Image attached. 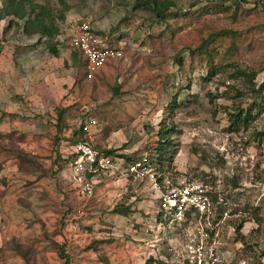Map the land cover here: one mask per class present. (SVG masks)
Wrapping results in <instances>:
<instances>
[{"label":"rangeland","instance_id":"rangeland-1","mask_svg":"<svg viewBox=\"0 0 264 264\" xmlns=\"http://www.w3.org/2000/svg\"><path fill=\"white\" fill-rule=\"evenodd\" d=\"M35 1L60 8L59 0ZM169 1L174 15L159 24L147 11L132 10L134 0H65V20L57 21L65 41L72 26L88 22L124 54L114 80L101 82L97 76L84 83L81 100L67 108L63 102L74 70L83 72L80 55L64 41L54 57L45 38L22 33V22L8 27L10 19L0 21V114L9 110L16 128L31 120L33 133L50 147L53 138L62 139L55 145L62 156L72 152V132L91 116L97 120L94 147L115 151L89 197L76 196L69 163L62 177L46 174L45 187L30 183L41 180L37 174L4 171L7 182H21L23 197L48 192L44 205L37 199L30 205L38 216L51 213L34 220L36 230H19L30 206L16 204V189L11 190L13 198L1 208L15 230L0 214V264H63L55 245L64 247L70 264H103V257L110 264H144L150 257L179 264L199 226L214 239L217 264H264V89L252 91L264 82V0ZM221 33L207 46L215 66L209 75L207 59L196 51L202 40ZM237 70L254 71L253 83ZM173 98L177 105L171 109ZM238 109L247 111V122L231 131L229 113ZM160 124L172 131L165 161L158 169L149 166L154 179L126 173L122 156L149 160L160 154ZM38 152L49 170L50 161ZM187 184L205 186L209 211L201 220L192 214L159 221L160 196ZM122 203L135 212L126 218L112 214ZM242 221L243 228L235 230ZM34 238L47 245L29 262L11 250L12 239L23 246Z\"/></svg>","mask_w":264,"mask_h":264},{"label":"trees","instance_id":"trees-1","mask_svg":"<svg viewBox=\"0 0 264 264\" xmlns=\"http://www.w3.org/2000/svg\"><path fill=\"white\" fill-rule=\"evenodd\" d=\"M59 9H52L50 6H48L45 3H37L35 0H0V21H4L6 19H10L7 21V26H15L18 27V24L16 21L22 22L21 30L22 33L27 36H34L37 35L39 38H45L47 41V47L49 50V53L57 57L58 56V45L60 44L58 37L61 34L62 30L61 27L58 25L57 21L63 22L65 20L66 12L69 9L68 5H66L65 0H59ZM192 7V6H191ZM175 4L169 0H134V6L132 10L135 9H143L147 11L150 16L152 17L153 21L155 23L164 24L168 19H170L171 16L174 14L170 13L171 9H174ZM99 34V33H97ZM101 35V34H99ZM223 33L221 34H214L213 36H209L205 40L201 41V44L197 48V53L200 56H204L207 59L208 63V69H209V75L210 70L212 72L215 71V66L213 65V59L210 54V50L207 48L208 45L212 44L214 41V38L216 37H222ZM103 36V34H102ZM117 49V48H116ZM72 52H77L80 56V52L77 50H73ZM193 53V52H192ZM181 64V61L177 60ZM85 64V61H84ZM239 76L245 77L249 83H253L255 79V72L250 71L247 72L245 70H237L236 72ZM85 77V74H84ZM259 89H264V82L260 84L259 88L256 90L253 88V92L259 93ZM176 98H173L172 104L170 108L176 107ZM242 109L234 110L233 112L229 113V124H230V130L231 131H238L239 128L242 125H245L247 122V114L246 112H242ZM63 112L59 111L57 113V126L58 124L61 125L63 122ZM94 118V117H93ZM83 125L84 120L80 122L78 125V129H76L74 132H72V138L71 141V149L72 152H70L66 158H62V155L58 154V160L53 164V168H49V170H45L42 165L37 161V158L32 156L31 154L20 150L17 148L11 149L10 157L16 158L18 161V170L19 172H27L28 174L38 175L37 179H41L46 174L51 175V177H55L58 173V171L61 170L62 167H65L66 163H71L74 158L76 157V154L74 153V147L78 142L86 141L85 133L83 131ZM159 130L157 132L158 135V143L159 148H157L158 153H160L157 157L149 158L148 162L151 166L156 167L158 169V164H162L165 161V155L163 154L166 149L169 148V140H168V134L169 131L164 125L160 124ZM58 131H60L61 126L58 127ZM149 131L151 129H148ZM0 151H6L5 146L3 145L2 141L3 138L0 137ZM22 137L20 139H17L16 141H22ZM53 146L59 145L62 139H58L57 137L53 138ZM95 149L98 151V153L105 158H111L115 155L114 150H104V148H101L100 146L95 147ZM59 158H61L63 161L59 163ZM125 159V169H128L127 167L131 165L133 162L137 161L135 158H129V157H123ZM54 166L56 167V170H54ZM2 169V165L0 164V171ZM49 172V173H48ZM41 173V174H40ZM90 177V175H89ZM130 213V205L121 204L119 206L114 207L112 214L118 215V216H127ZM158 220L161 221L162 214L158 215ZM245 221H242L240 224L236 226L237 231H240L243 228V224ZM11 250L15 253V255L22 257V259L31 260L35 254L36 249L32 245H23L19 243L18 239H12ZM94 244H97L98 242H93ZM54 244V243H52ZM93 244V245H94ZM55 247L58 250L59 258L62 259L63 264H70V259L68 255L65 252L64 247L55 245ZM91 248V247H90ZM25 257V258H24ZM158 261V262H157ZM103 264H110L109 260L105 257H103V261H101ZM144 264H162V261H159L154 258H148Z\"/></svg>","mask_w":264,"mask_h":264},{"label":"built area","instance_id":"built-area-1","mask_svg":"<svg viewBox=\"0 0 264 264\" xmlns=\"http://www.w3.org/2000/svg\"><path fill=\"white\" fill-rule=\"evenodd\" d=\"M68 34L66 41L59 35L60 43L65 41L70 50L80 52L85 60V79L92 80L97 73L109 62L124 57L122 51L116 49L108 38L93 31L88 22H80L75 25ZM59 49V45H58ZM95 118L88 116L84 120L83 131L86 141L78 142L74 147L76 157L70 163V176L75 192L82 197L92 194L93 183L104 169L110 166V159L102 157L93 144V129L96 127ZM149 162L145 157L133 162L126 173L138 178L149 176ZM90 175V177H89ZM160 213L162 220L171 218L182 220L184 216L195 215L199 219L209 211L210 201L205 186L187 184L178 186L160 196ZM194 216V217H195ZM210 231L203 230L200 226L191 234L190 242L179 264H217L215 255L216 245L214 239H210Z\"/></svg>","mask_w":264,"mask_h":264},{"label":"crops","instance_id":"crops-1","mask_svg":"<svg viewBox=\"0 0 264 264\" xmlns=\"http://www.w3.org/2000/svg\"><path fill=\"white\" fill-rule=\"evenodd\" d=\"M74 26H72L71 28L73 29ZM95 33H97V32H95ZM110 41L112 42V40H110ZM80 58H81L82 64H83V68H82L83 72L81 74L80 71L78 72V69L74 70V71H76L75 72V76L73 77V80L71 82H69V86L67 88L68 95L66 96L65 102H63V104H64L63 107L64 108H67V107H69V106H71V105H73V104H75V103H77V102H79L81 100L79 94H80L81 91L84 90V83L90 82V81L96 79L97 76H98L97 79L99 81H101V82L107 81L109 79L110 80H114L116 78V76H117V73L119 74V69L117 67V61L118 60H114V61H109L97 73V75L94 77V79L86 80L85 77H84V74H85L84 61L85 60L82 58V56H80ZM70 63H71L70 59H68V67L73 68L70 65ZM119 86H121V85H119ZM122 91H123V89H122ZM7 95H9V94L7 93ZM64 95H66V93ZM9 113H10L9 110H4V112L2 114H0V137L3 138L2 143L5 146L6 151H7V152L0 151V164L2 165V169L0 171V174H1L0 175V214H1V219L3 218L5 220L6 219V215H7V211L5 210V213H4V210H2L1 207H4L5 203L8 204L10 202L11 197L13 198V196H12L10 191L16 189V191H15V193H16L15 197L16 198L14 197L15 201H17L16 204H19L20 206L23 205L24 208L30 206V208L24 214V217H23V220H22L23 224H22V227L19 228V230H36V226L32 225V223L35 222L34 220L35 219L36 220H39V219L41 220V219H43V218H41L42 214L49 215L51 212L48 211V210H45V212L44 211L40 212V214L38 216V213L36 214V212H35L36 210L30 204L34 203V200L37 199V201L39 200L42 203V205H44L45 200H46V198H44V195H45V193L48 195V192H45L44 190L41 191L39 193V198H37L35 196V193H33V194L30 193L29 195L26 194L27 198H29V200H28L26 197H23L21 195V191H23V190L20 189L21 188V182H19L18 180H15L14 183L7 182V181L10 180V178L6 174H2V173H4V171H6L8 169H10V171H16V170L19 171L18 170V161L16 160V158L10 157V154H13V153H11V149H13V147L14 148L18 147V149L23 150V151L31 154L32 156L36 157L39 160L40 164L42 162L40 161V159L36 155L39 153L38 151L41 150L43 152L42 155H44L43 157H45V159H48L50 161V164H49V166L47 168H51V167L53 168V164L58 160V154L60 153L61 155H63L64 151L62 149L61 150H57L56 147H54L52 145L50 147L49 146L50 141L48 142L47 139H44L41 136V134H34L36 132L33 133V130H32V127H31V123H32L31 120H29V121L25 120L26 122L24 121V126L22 128L21 127L16 128V123L13 120L14 117H11L9 115ZM20 137H22L23 140L17 142L16 140L20 139ZM40 145L42 146V148L38 150V147ZM62 158H66V155L62 156ZM44 167L45 166H43V168ZM66 168H67L66 166L62 167L61 170L58 171V173L56 175L57 178L62 177L63 174H68L69 173L70 169L68 171V169H66ZM54 170H56L55 166H54ZM28 175L34 176L33 174H28ZM4 178H6V184L4 182H2ZM31 179H33V178H31ZM30 183L35 185V187L36 186L40 187V185L45 187V183L46 182H45V180H43V178H41L40 181L36 180V178H35V179H33V182H30ZM55 186H56V184L54 185V187ZM52 188H53V186H52ZM50 189H51V187H50ZM5 190H7V193L5 192ZM47 190H49V188ZM49 191H51V190H49ZM8 193L10 195H8ZM76 196H78V195L76 194ZM31 199H33V201ZM59 199H60V197H59ZM93 203H95L94 200H93ZM122 204H124V203H122ZM129 204L130 203H127L126 205H129ZM93 207H94V205L91 206L90 209L93 210ZM40 211H42V210H40ZM133 212H135V211L133 210V207L130 206V213L129 214H133ZM34 216L36 218H34ZM127 216H120V217L126 218ZM7 217L8 218H7V220L4 221V223L7 224L8 228L10 230H15V228L13 226V224H15V223H10V216L7 215ZM6 221H8L9 223H7ZM40 235L44 236V232L43 233L41 232ZM13 236L18 237L19 235L16 234V235H13ZM30 237H32V236H30ZM31 241L26 240L25 242H23V244L32 245L35 249H39V250L44 248L47 245V243L44 242V241H41L40 238H34Z\"/></svg>","mask_w":264,"mask_h":264}]
</instances>
